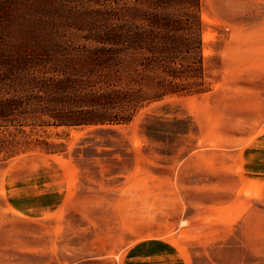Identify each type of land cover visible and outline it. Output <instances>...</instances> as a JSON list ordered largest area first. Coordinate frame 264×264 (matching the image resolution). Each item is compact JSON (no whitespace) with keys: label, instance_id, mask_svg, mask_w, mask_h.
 Instances as JSON below:
<instances>
[{"label":"rangeland","instance_id":"374dc122","mask_svg":"<svg viewBox=\"0 0 264 264\" xmlns=\"http://www.w3.org/2000/svg\"><path fill=\"white\" fill-rule=\"evenodd\" d=\"M200 2L209 92L0 154V264H264V0Z\"/></svg>","mask_w":264,"mask_h":264},{"label":"trees","instance_id":"16d2710c","mask_svg":"<svg viewBox=\"0 0 264 264\" xmlns=\"http://www.w3.org/2000/svg\"><path fill=\"white\" fill-rule=\"evenodd\" d=\"M116 2L0 0V154L29 148L27 129L118 134L142 108L210 91L200 0Z\"/></svg>","mask_w":264,"mask_h":264},{"label":"crops","instance_id":"0c3cea01","mask_svg":"<svg viewBox=\"0 0 264 264\" xmlns=\"http://www.w3.org/2000/svg\"><path fill=\"white\" fill-rule=\"evenodd\" d=\"M260 139V138H264V134L263 135H260V136H257L255 137V139ZM160 226L159 228H162L163 230V233L161 234V236L159 238H147L146 236L144 235H139L138 237V240L141 241V242H149V241H153V242H158V241H161L165 238H167L170 233H166L168 230H169V226L165 223H162V222H159Z\"/></svg>","mask_w":264,"mask_h":264},{"label":"bare ground","instance_id":"6f19581e","mask_svg":"<svg viewBox=\"0 0 264 264\" xmlns=\"http://www.w3.org/2000/svg\"><path fill=\"white\" fill-rule=\"evenodd\" d=\"M205 40H207V37H206V36H204V41H205Z\"/></svg>","mask_w":264,"mask_h":264}]
</instances>
